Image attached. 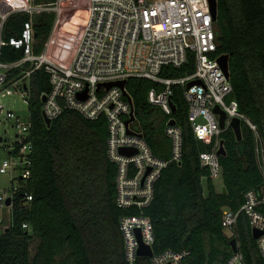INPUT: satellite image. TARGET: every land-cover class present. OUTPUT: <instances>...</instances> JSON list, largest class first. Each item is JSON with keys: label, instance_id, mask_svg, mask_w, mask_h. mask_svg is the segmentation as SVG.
I'll return each instance as SVG.
<instances>
[{"label": "trees", "instance_id": "obj_1", "mask_svg": "<svg viewBox=\"0 0 264 264\" xmlns=\"http://www.w3.org/2000/svg\"><path fill=\"white\" fill-rule=\"evenodd\" d=\"M50 3L56 0H37ZM216 54H229L230 80L240 110L258 127L264 143V0H217ZM88 0L77 8H64L58 22L62 30L76 32L86 20ZM56 14L41 12L34 19L35 51L41 53L52 30ZM27 16L12 15L5 36L20 30ZM23 52L2 47V59L15 61ZM196 69L193 54L184 65H164L162 77H181ZM20 69L14 70L17 74ZM29 108L34 151L31 175L19 179L10 223L0 232V264H128L120 219L139 215L141 208H122L117 203V165L108 155V121L104 115L92 120L75 110H65L47 125L42 100L51 90L44 68L29 77ZM135 109L134 127L141 131L153 153L168 161L154 185V196L143 208L153 224L154 252L188 250L184 264H214L228 259L231 239L237 238L246 264H264L258 241L252 235L248 216L242 212L232 236L222 224L223 210L238 211L246 193L264 195V175L256 154L255 132L241 125L238 140L232 128L221 134L225 153L220 155L226 192L219 191L201 154L213 149L216 138L196 137L188 115L183 87L173 85L172 114L149 100L151 89L164 85L145 77L127 81ZM173 118L182 129V156L171 160L173 141L166 132ZM32 200L24 202V194ZM264 213V202L259 206ZM24 223L28 227H24ZM39 238L34 254L31 246ZM147 257L140 259L146 263Z\"/></svg>", "mask_w": 264, "mask_h": 264}, {"label": "built area", "instance_id": "obj_2", "mask_svg": "<svg viewBox=\"0 0 264 264\" xmlns=\"http://www.w3.org/2000/svg\"><path fill=\"white\" fill-rule=\"evenodd\" d=\"M81 1L0 0V116H4V123L10 120L16 129L15 140L6 147L8 158L0 164V173L11 175L9 193L0 192V207L8 208L11 217L19 179L31 175L35 148L31 114L21 116L6 109L2 99L20 93L29 105V77L35 70L44 68L49 74L51 90L43 95L46 96L43 111L51 121L67 109L92 120L104 115L108 121V155L117 165V203L122 208L136 205L142 209L139 215H125L120 219L128 264H184L188 250L169 248L158 254L154 252L151 257L138 253L141 242L152 248L155 242L153 224L150 217L143 214V208L152 201L155 182L168 161L153 153L144 134L134 127L136 118L126 124L131 114H135L127 87L108 88L106 83L128 81L130 77H145L162 83V90L149 91V100L167 114L174 112L173 85H181L196 137L216 138L213 149L201 154L202 164L209 167L214 180L222 176L218 153L221 134L232 128L234 118H239L241 125L246 123L255 132L257 160L264 175V143L258 127L240 110L237 100L228 99L233 86L219 62L221 55L216 54L217 19H214L209 0H88L87 18L77 31L60 29L58 22L62 9L77 8ZM45 11L54 12L56 17L44 49L37 53L34 19ZM12 15L27 18L17 33L6 37V25ZM5 45L21 50L22 58L4 61L2 47ZM190 54L196 59L193 73L181 77L160 75L164 65L181 67L187 63ZM17 69L20 71L13 74ZM194 80L198 82L188 88V83ZM216 106L226 113L225 127L221 126V115L214 111ZM172 120L169 118L166 128L173 141L171 160L180 161L182 129L176 123L171 124ZM122 149L132 153L125 154ZM24 196V202L32 200L31 194ZM8 198L10 205L6 204ZM262 202L264 195L260 196L255 190L248 191L246 201L238 211L224 208L222 224L233 230L244 212L251 229L263 232L256 240L264 256V213L259 209ZM23 226L28 227V224ZM137 229L141 231V240ZM143 257L148 258L146 263L140 262ZM214 264H246L239 243L238 251Z\"/></svg>", "mask_w": 264, "mask_h": 264}, {"label": "rangeland", "instance_id": "obj_3", "mask_svg": "<svg viewBox=\"0 0 264 264\" xmlns=\"http://www.w3.org/2000/svg\"><path fill=\"white\" fill-rule=\"evenodd\" d=\"M2 102L6 109H12L15 113L21 116H28L30 113L29 105L24 102L20 93H15L11 96L4 97ZM0 164L8 158V152L6 147L10 145L15 140L16 129L12 127V122L9 120L4 123V116H0ZM2 139V140H1ZM215 185L219 191L223 188V178L219 176L214 180ZM11 189V175L10 174H1L0 173V192L9 193ZM10 223V213L8 208L0 207V232L2 231L3 226ZM225 232L232 236L233 231L230 228H225ZM39 238L35 237L32 246L31 254H34L36 251L37 245L39 243Z\"/></svg>", "mask_w": 264, "mask_h": 264}, {"label": "water", "instance_id": "obj_4", "mask_svg": "<svg viewBox=\"0 0 264 264\" xmlns=\"http://www.w3.org/2000/svg\"><path fill=\"white\" fill-rule=\"evenodd\" d=\"M209 2L211 4V8H212V11H213L214 19H217V16H218V1L217 0H209ZM229 58H230L229 54H222L219 57V62L221 63L222 67L224 68V70H225V72H226V74L228 76H230ZM196 82H198V81H195V80L194 81H190L188 83L187 87L190 88ZM126 85H127V80L126 79L118 80V81H111V82H107L106 83V86L108 88H111L113 86H120L121 88H125ZM81 97L84 98L85 95L81 94ZM42 99H43V101H45L46 100V96H43ZM172 107H173V109H175V106H174L173 103H172ZM214 111L221 115V117H220L221 126L225 127V120H226L225 111H223L219 106H216ZM135 118H136L135 114L132 113L130 119H128L126 121V124L128 125L129 122L135 120ZM44 119H45L47 125H51V123H52L51 119H49L45 114H44ZM171 124H175V120H172ZM231 127H232L233 131L235 132L237 139L241 140L242 132H241V121H240V119L239 118H234L232 120V122H231ZM129 132H131V131L129 130ZM122 152L125 153V154L132 153V151H129V150H126V149H122ZM218 153L220 155L225 153V148H224V142L223 141H221V146H220V149H219ZM223 192H226V188L225 187L223 188ZM6 204L7 205L11 204V199L10 198H8L6 200ZM262 233L263 232L258 230L257 228H253L252 229V235H253V237L255 239H258L261 236ZM137 234H138L139 239L141 240V231L139 229H137ZM230 243H231V246H232V250L234 252L238 251L237 238L233 237L231 239ZM138 253H139V255L151 257L154 254V250H153V248L151 246L143 244L141 242V245L139 247Z\"/></svg>", "mask_w": 264, "mask_h": 264}, {"label": "crops", "instance_id": "obj_5", "mask_svg": "<svg viewBox=\"0 0 264 264\" xmlns=\"http://www.w3.org/2000/svg\"><path fill=\"white\" fill-rule=\"evenodd\" d=\"M223 188H224V183H223ZM223 188H222V190H223ZM222 190H221V191H222Z\"/></svg>", "mask_w": 264, "mask_h": 264}]
</instances>
